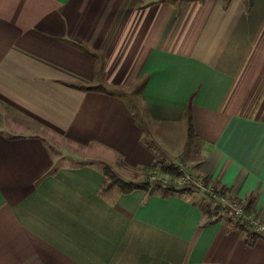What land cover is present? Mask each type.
Returning a JSON list of instances; mask_svg holds the SVG:
<instances>
[{
	"label": "crops",
	"instance_id": "0c3cea01",
	"mask_svg": "<svg viewBox=\"0 0 264 264\" xmlns=\"http://www.w3.org/2000/svg\"><path fill=\"white\" fill-rule=\"evenodd\" d=\"M104 151L264 223V0H0V264H264L195 193L106 188Z\"/></svg>",
	"mask_w": 264,
	"mask_h": 264
},
{
	"label": "rangeland",
	"instance_id": "374dc122",
	"mask_svg": "<svg viewBox=\"0 0 264 264\" xmlns=\"http://www.w3.org/2000/svg\"><path fill=\"white\" fill-rule=\"evenodd\" d=\"M149 141V139H147ZM104 156L100 160H97L96 164L100 166L106 173V188L114 187L113 179L114 177L118 179L125 180L127 182L133 183L137 187H147L149 190L161 192L163 190L170 191L172 189L177 190H185L188 193H195L196 197L205 199L207 203H211L213 210H219L221 214H228L226 208L216 200H213L212 197L207 194L203 189L199 188L193 182L184 181L183 178H178L173 180L168 175H165L162 172V167L165 166H175L177 164L171 160L160 157L158 161L154 164V168L152 170H147L145 168H131L128 167L123 161L115 156L107 155V152L104 151ZM107 158L110 161H105ZM87 162L93 161V159H86ZM180 171L181 167L179 166ZM184 172L189 174L193 181H201L204 185L205 183L202 181L203 177H197L194 174L184 169ZM208 189L214 190L217 193L222 194L221 189L210 183L209 185H205ZM229 195V194H228ZM229 215V214H228Z\"/></svg>",
	"mask_w": 264,
	"mask_h": 264
},
{
	"label": "trees",
	"instance_id": "16d2710c",
	"mask_svg": "<svg viewBox=\"0 0 264 264\" xmlns=\"http://www.w3.org/2000/svg\"><path fill=\"white\" fill-rule=\"evenodd\" d=\"M189 125H190V131L193 132L191 117H190ZM154 167L155 166L152 165V166L146 167L145 169L152 170ZM162 172L165 175H168L169 177H171L173 180H176L178 178L184 177V175H185V172L183 170L180 171V168L179 167H175V166L162 167ZM104 174L107 177V173L105 171H104ZM112 181H113V184L115 186H117L122 193H125V194L130 193V192H132V191H134V190H136L138 188H144L145 190H149L147 187H137L131 182H127L125 180L118 179L116 177H114V179ZM202 181L205 183V185H209L211 183L210 179L207 178V177L203 178ZM171 191H174V189L170 190V192ZM163 192H165L164 193L165 195L168 194L167 190H163ZM176 192H178V191H176ZM181 192H186V191L185 190H181ZM227 195L228 194H227L226 191H222V196H227ZM239 202L242 203L241 201H239ZM242 204L245 206V213L248 216H253L254 218L258 219L257 216L254 215L253 212H252V206H253L252 203H249L247 206L244 203H242ZM230 217L232 219L231 221H233L238 228H240L244 232H249L254 237L252 239V241L255 240L256 238H258L259 236H261L260 234L255 232V229L253 228V226H251L249 224L248 220H246V219L245 220H242V219L236 220L232 216H230Z\"/></svg>",
	"mask_w": 264,
	"mask_h": 264
},
{
	"label": "built area",
	"instance_id": "2783aa9c",
	"mask_svg": "<svg viewBox=\"0 0 264 264\" xmlns=\"http://www.w3.org/2000/svg\"><path fill=\"white\" fill-rule=\"evenodd\" d=\"M184 181L193 182L199 188L203 189L207 194H209L213 200L219 201L224 207H226L228 214L236 220H248L249 224L253 226L255 232L263 235L264 234V223L260 220L254 218L253 216H248L245 213V206L239 202L236 198L227 195L222 196V194L215 192L214 190L208 189L201 181H193L191 176L185 173L182 177Z\"/></svg>",
	"mask_w": 264,
	"mask_h": 264
}]
</instances>
